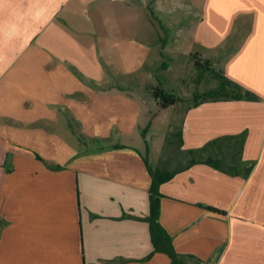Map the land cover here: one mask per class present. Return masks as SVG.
Masks as SVG:
<instances>
[{
  "label": "crops",
  "instance_id": "0c3cea01",
  "mask_svg": "<svg viewBox=\"0 0 264 264\" xmlns=\"http://www.w3.org/2000/svg\"><path fill=\"white\" fill-rule=\"evenodd\" d=\"M5 1L29 18L1 41L0 264H171L149 239V169L175 171L158 222L182 261L264 264V0ZM174 53L256 96L199 102L179 124L188 155L240 137L246 174L206 164L211 147L159 159L149 87Z\"/></svg>",
  "mask_w": 264,
  "mask_h": 264
},
{
  "label": "trees",
  "instance_id": "16d2710c",
  "mask_svg": "<svg viewBox=\"0 0 264 264\" xmlns=\"http://www.w3.org/2000/svg\"><path fill=\"white\" fill-rule=\"evenodd\" d=\"M163 44L164 41H161V46ZM190 56L192 59V66L198 71V74L209 73L216 81L213 87L202 91L200 94H194V101L192 105L207 100L256 99V96L253 93L226 78L219 69H214L212 66H210L208 60H200L199 56L195 53L191 54ZM150 90L151 96L156 103L155 112L162 110L169 105H173L180 100L179 97L173 93L168 92L158 86H154ZM224 139L229 140L225 142ZM241 142L242 140L240 137H217L206 142L196 152H198L199 159L201 160L202 152L211 147L213 149V153H211L210 156H207L204 160L206 164L225 173L238 174L242 172L243 174H246L249 171L251 165L248 164L241 166L239 164L238 154ZM194 152L195 151L193 150L188 151V153L191 155L194 154ZM192 162L193 160L190 161V163ZM174 172L175 171L149 169L151 179L147 190L149 209L146 221L149 228L150 243L153 251L164 253L169 258L171 264H202L197 260H194L192 263H185L182 261L178 254L174 251L168 234L158 222L159 198L161 196L158 192V186L161 182L169 179ZM206 209L211 212L222 213V211L213 207L208 206Z\"/></svg>",
  "mask_w": 264,
  "mask_h": 264
},
{
  "label": "rangeland",
  "instance_id": "374dc122",
  "mask_svg": "<svg viewBox=\"0 0 264 264\" xmlns=\"http://www.w3.org/2000/svg\"><path fill=\"white\" fill-rule=\"evenodd\" d=\"M38 15L33 20L36 24L42 18V15ZM27 16H29V11L15 10L10 2L0 0V63L3 62L1 60L2 55L5 57L10 54L7 47H5L6 45L2 44L1 41L5 43L12 38L11 34L8 33L10 27L16 26V23L18 24L22 18H29ZM35 23L33 24L35 25ZM4 26H7V28ZM199 59L203 60L200 57ZM208 61L210 66L218 69L215 63ZM155 73V81L156 84H159L158 87L173 93L180 99L161 111L155 112L156 108L148 110V115L153 117L158 115L161 121H165L163 140L159 146V159L167 165L166 167L176 168V166L185 163L186 160L199 158L198 155H188L179 149L178 132L183 111L192 105L194 94H200L202 91L213 87L216 81L209 73L198 74V71L192 66L191 56L188 58L186 54L181 55L179 53L163 54L157 63ZM152 87H149V91Z\"/></svg>",
  "mask_w": 264,
  "mask_h": 264
}]
</instances>
